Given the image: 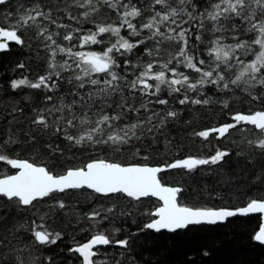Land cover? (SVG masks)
I'll list each match as a JSON object with an SVG mask.
<instances>
[{
    "label": "snow or ice",
    "instance_id": "snow-or-ice-1",
    "mask_svg": "<svg viewBox=\"0 0 264 264\" xmlns=\"http://www.w3.org/2000/svg\"><path fill=\"white\" fill-rule=\"evenodd\" d=\"M7 3L0 0V5ZM71 8L78 9V15H72ZM102 9L114 13L116 20L95 23ZM63 11L68 21L76 22L75 27L54 16L53 9L41 0L30 6L20 5L9 26H0V52L8 51L10 42L23 45L20 33L26 30H31L33 38L49 52L46 74L35 81L23 78L11 82L13 89L27 86L50 93L45 96V106L34 110L32 120L42 135L62 138L74 148L105 145L120 151V146L151 134L157 128L154 121L163 125L177 116L173 110L163 114L156 110V105L169 103L165 93L176 95L180 105H206L208 98H197L205 96L206 87L227 94L244 85L242 90L253 101L264 104V92L254 95L250 91L264 89V0H70ZM86 24L93 26L86 28ZM206 33L213 37L207 43ZM228 38L232 42L225 43ZM98 45H104L101 51L74 50ZM137 49L142 51L133 59ZM58 54L65 57L62 63L55 60ZM249 55L254 59L246 61ZM237 66L239 72L230 79L228 73ZM186 70L197 74L196 78ZM62 85L67 86L66 92H62ZM231 119L233 123L196 135L207 139L212 132L223 137L230 129L255 131L259 136L255 140L245 138L247 144L264 151V108L235 113ZM249 125L252 127H245ZM47 148L52 149V145ZM228 155L227 151L217 150L208 158L177 159L164 168L89 159L82 167L68 168L57 175L45 166L0 154V161L16 170L0 177V197L22 207L69 190L87 189L102 196L123 195L136 201L155 197L161 203L149 213L154 218L143 227L157 232L216 225L237 214H264V200L257 199L235 210L183 206L178 203L182 189L165 186L158 178L166 168L191 171L200 165L218 164ZM57 204L61 209L65 207L62 201ZM86 215L90 220L101 216L96 211ZM30 232L40 245L55 244L60 236L44 225ZM254 240L264 244V226L255 233ZM111 243L107 234L97 231L72 251L79 254L82 264H102L94 259L98 255L94 249ZM115 243L128 245L127 240ZM16 264H25V260L17 257Z\"/></svg>",
    "mask_w": 264,
    "mask_h": 264
},
{
    "label": "trees",
    "instance_id": "trees-1",
    "mask_svg": "<svg viewBox=\"0 0 264 264\" xmlns=\"http://www.w3.org/2000/svg\"><path fill=\"white\" fill-rule=\"evenodd\" d=\"M34 2L8 0L6 5H0V26H9L20 5L30 6ZM41 2L53 9L54 16L76 26L75 21L67 20V13L63 11L70 0ZM70 11L72 15L79 12L75 8ZM7 13H13V16L8 17ZM94 19L95 23H112L116 15L102 9ZM91 26L84 25L86 28ZM121 34L127 36L125 31ZM20 35L23 45L10 42L9 50L0 52V154L44 165L59 175L68 168L82 167L89 159H106L124 165H168L187 157L208 158L222 150L230 155L218 164L200 165L191 171L170 169L163 171L160 178L166 184L182 188L178 202L183 206L232 209L246 206L252 199H264V151L250 147L245 139L255 140L259 133L230 129L223 137H218L215 132L207 139L196 135L233 123L231 117L235 113L264 108V104L253 101L242 90L244 85L227 94L206 87L205 96L197 97L208 98L210 102L206 105H180L176 95L165 93L169 103L156 105V110L161 114L173 110L177 116L167 119L163 125L154 121L157 128L151 134L145 133L140 139L120 146V151L105 145L74 148L62 138L42 135L32 124L34 110L45 106V96L50 93L27 86L11 87L13 80L35 81L48 70L49 52L33 38L31 30L22 31ZM212 38L211 33H206L205 43ZM230 42V38L225 40V43ZM103 47L74 50L101 51ZM140 51L142 49L135 50L132 58ZM64 58L58 54L55 60L62 63ZM245 59L252 60L254 56ZM19 64L24 67H18ZM186 72L193 78L197 76L191 70ZM238 72L239 66L229 72L228 77L234 79ZM61 90L66 92L67 86L62 85ZM250 91L255 95L264 89L257 87ZM225 103L227 107H224ZM48 144L52 149L47 148ZM15 171L0 161V177ZM57 201H62L65 207L59 208ZM159 204L154 197L136 201L123 195L102 196L87 189L56 193L52 198L38 200L28 207L0 197V264H16L17 257H22L25 264H80L73 247L97 231H103L113 240L112 245L100 249L107 264H264V245L254 240L262 225L261 215L236 216L224 223L193 225L175 232L145 229L143 226L154 218L149 213ZM94 211L101 216L96 220L88 219L86 214ZM37 225H44L53 234L59 233L56 243L40 245L34 242L30 230ZM116 240H127V247L113 245Z\"/></svg>",
    "mask_w": 264,
    "mask_h": 264
},
{
    "label": "water",
    "instance_id": "water-1",
    "mask_svg": "<svg viewBox=\"0 0 264 264\" xmlns=\"http://www.w3.org/2000/svg\"><path fill=\"white\" fill-rule=\"evenodd\" d=\"M30 162V161H29ZM173 163V162H172ZM136 164V163H135ZM171 164V163H170ZM124 165V164H123ZM127 165H131V164H127ZM138 165H147V166H150V167H161V168H164L165 166H166V164H163V165H148V164H138ZM42 166H44V165H42ZM46 167V166H45ZM171 168H166L164 171H166V170H170ZM163 172V171H162ZM161 173V172H160ZM160 173H158V178L161 180V178H160ZM14 174V173H13ZM63 174V173H62ZM161 183L162 184H164L165 186H169V187H179V186H176V185H170V184H166V183H164L162 180H161ZM179 188H181V187H179ZM182 189V188H181ZM178 196H179V194H178ZM155 198V197H154ZM143 199V198H142ZM157 199V198H156ZM158 200V199H157ZM260 200H264V199H260ZM161 203V202H160ZM179 203V202H178ZM243 207H245V206H242V207H239V208H243ZM221 208H224V207H221ZM239 208H232V210H235V209H239ZM213 209H220V208H213ZM226 209H231V208H226ZM261 215V218H262V225L261 226H264V214H262V213H250V214H247V215H240V214H237L236 216H248V215ZM236 216H233V217H236ZM233 217H230V218H228V219H231V218H233ZM227 219V220H228ZM226 220V221H227ZM218 224V223H217ZM155 231V230H154ZM161 231H167V230H161ZM161 231H159V232H161ZM157 232V231H156ZM86 243V242H85ZM110 245H112V243L110 244ZM113 245H118V244H116V243H114ZM264 245V244H263ZM101 246V245H100ZM107 246V245H106ZM77 247V246H76ZM99 246H97V248H98ZM75 248V247H74ZM95 251V250H94Z\"/></svg>",
    "mask_w": 264,
    "mask_h": 264
},
{
    "label": "flooded vegetation",
    "instance_id": "flooded-vegetation-1",
    "mask_svg": "<svg viewBox=\"0 0 264 264\" xmlns=\"http://www.w3.org/2000/svg\"><path fill=\"white\" fill-rule=\"evenodd\" d=\"M89 239H90V238H89ZM89 239H88V240H89ZM88 240H86V241H88ZM86 241H84V242H86ZM84 242H82V244H83ZM114 243H115V242H114ZM107 246H108V245H107ZM116 246H119V245H116ZM104 247H106V245H101V246H99L98 248L94 249L95 251L98 252V255H97L96 257H94L95 260L99 261V260L102 259V256L100 255V253H101L100 249H102V248H104ZM73 248H74V247H73ZM75 253H76V252H75ZM76 254H77L78 257L80 258V260H79L80 264H82V258L79 256L78 253H76ZM106 263H107V262H106Z\"/></svg>",
    "mask_w": 264,
    "mask_h": 264
},
{
    "label": "rangeland",
    "instance_id": "rangeland-1",
    "mask_svg": "<svg viewBox=\"0 0 264 264\" xmlns=\"http://www.w3.org/2000/svg\"><path fill=\"white\" fill-rule=\"evenodd\" d=\"M54 238V237H53ZM100 255L102 256V259L101 260H99L100 262H102V264H107L106 263V260H105V255L104 254H102V252L100 253Z\"/></svg>",
    "mask_w": 264,
    "mask_h": 264
}]
</instances>
